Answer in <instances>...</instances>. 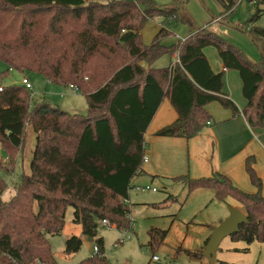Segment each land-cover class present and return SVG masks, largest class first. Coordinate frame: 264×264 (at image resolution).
Wrapping results in <instances>:
<instances>
[{
  "label": "trees",
  "instance_id": "16d2710c",
  "mask_svg": "<svg viewBox=\"0 0 264 264\" xmlns=\"http://www.w3.org/2000/svg\"><path fill=\"white\" fill-rule=\"evenodd\" d=\"M217 1L223 13L240 0ZM253 3L246 24L260 47L259 60L251 61L217 34L202 30L179 40L176 60L156 68L153 61L172 50L160 41L170 31L161 28L146 45L141 28L155 15H162L167 26L176 25V8L153 0H0V60L7 69L37 72L51 83L75 86L87 102V113L82 115L45 101L30 107L24 85L1 86L3 153L12 165L26 124L32 125L35 143L29 173L22 175L13 195L0 199V264H57L45 234L61 231L68 206L73 208L72 221L97 247L75 264H112L104 255L102 238H96L98 223L106 218L119 229L131 226L125 200L131 180L142 171L143 135L163 97L169 99L177 118L156 135H196L210 119L205 106L213 101L232 112L238 110L223 92V71L211 69L204 47L213 45L223 66L237 71L246 122L264 124V28L255 25L264 13L259 7L264 0ZM245 170L255 192L239 189L217 171L171 179L184 183L188 191L208 188L216 199L231 197L248 222L241 223L230 238L264 241V195L252 156L245 159ZM3 187L0 184V192ZM165 234L151 229L150 246ZM81 243L79 236H69L64 252H76ZM199 251L187 250V254L197 257Z\"/></svg>",
  "mask_w": 264,
  "mask_h": 264
},
{
  "label": "rangeland",
  "instance_id": "374dc122",
  "mask_svg": "<svg viewBox=\"0 0 264 264\" xmlns=\"http://www.w3.org/2000/svg\"><path fill=\"white\" fill-rule=\"evenodd\" d=\"M153 1L162 7L176 8L179 18L176 25L167 26L162 15H155L141 28V41L146 45L152 42L161 28L170 31L160 37V41L165 46H172V50L158 56L152 63L153 67H165L174 62L177 58L175 48L179 40L202 30L217 34L225 44L242 50L252 58L251 61H257L261 57L260 47L247 32L246 20L254 9L248 0H240L232 9L223 13H220L222 7L217 0ZM216 16L218 19L213 18ZM255 25L264 27V14L256 20ZM204 50L209 57L212 54L213 57L219 58L213 45L206 46ZM22 76H26L32 86L29 90L30 107L45 101L68 113H87L86 98L81 92L73 88L74 91H71L69 85L51 83L37 72L7 69V65L0 60V87L21 84ZM235 91L238 99L242 100L238 83ZM211 106L218 105L213 102ZM34 143L35 132L31 124H26L23 144L12 165L0 146V184L3 183L4 186L0 192L1 200L13 195L22 175L29 173ZM173 177L137 174L131 180L128 191L130 216L127 217L130 222L132 220L131 226L119 229L115 224L109 226L98 223L96 238H102L104 255L110 263L210 264L202 253L204 241L209 237L212 227L223 220L228 215L229 207L237 202L231 197L216 199L213 191L208 188H193L188 191L184 183L172 180ZM146 185L149 189H140ZM152 187H155V190H152ZM72 218L73 208L68 206L61 231L45 234L57 264H75L93 252L95 240H88V237L81 233L80 225L74 223ZM151 229L166 231L162 241L155 242L152 246L149 244ZM73 234L81 238V246L76 252L66 254L65 239ZM198 249L201 251L197 257L187 254V250ZM211 264H264V241L254 240L247 243L225 236L221 239Z\"/></svg>",
  "mask_w": 264,
  "mask_h": 264
},
{
  "label": "crops",
  "instance_id": "0c3cea01",
  "mask_svg": "<svg viewBox=\"0 0 264 264\" xmlns=\"http://www.w3.org/2000/svg\"><path fill=\"white\" fill-rule=\"evenodd\" d=\"M249 2L255 5L252 1ZM259 7L264 8V3H260ZM204 48L203 52L211 69L214 72L223 71V92L234 102L237 112L223 108L213 101L218 106H211L213 102L205 106L210 115L209 123L206 121V125L196 135L188 138L156 135L158 129L177 118V112L169 99L163 97L143 135L141 173L167 177L188 174L191 178H198L217 171L229 177L239 189L255 192L256 187L250 182L245 170V159L252 156L254 170L262 182L260 191L264 195V124L249 125L246 122L241 112L245 99L242 96V100H239L235 91L238 83L241 92V80L237 71L225 68L219 56L215 58L211 54L209 57ZM247 57L252 60L248 55ZM70 90L74 91L72 88ZM126 202L129 203V196ZM128 206L130 216V204ZM234 206L238 207V204Z\"/></svg>",
  "mask_w": 264,
  "mask_h": 264
},
{
  "label": "water",
  "instance_id": "95a60500",
  "mask_svg": "<svg viewBox=\"0 0 264 264\" xmlns=\"http://www.w3.org/2000/svg\"><path fill=\"white\" fill-rule=\"evenodd\" d=\"M246 214L235 206H230L228 215L221 220L217 225L212 227V231L205 243L203 255L206 256L211 264L215 258V252L221 239L238 231V226L241 223H247ZM90 240L91 238L88 237Z\"/></svg>",
  "mask_w": 264,
  "mask_h": 264
},
{
  "label": "built area",
  "instance_id": "2783aa9c",
  "mask_svg": "<svg viewBox=\"0 0 264 264\" xmlns=\"http://www.w3.org/2000/svg\"><path fill=\"white\" fill-rule=\"evenodd\" d=\"M251 1L253 2L254 0H251ZM216 19H218V18H216ZM20 83L22 85H24L28 90H30V88L32 87L29 79L26 76H22L21 77ZM69 87L70 88H73L74 90H76L72 85H69ZM0 89H1V87H0ZM207 123H209V121H207ZM137 189H139V187H137ZM140 189H142V190L149 189V186L146 185L144 188L142 187ZM152 190H155V187H152ZM125 202H126V200H125ZM100 223H102L103 225H109V226H111L110 223H109V221L106 218L101 219L100 220ZM96 251H97V247L94 245L93 252H96ZM154 258H156V256Z\"/></svg>",
  "mask_w": 264,
  "mask_h": 264
}]
</instances>
